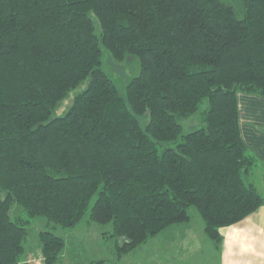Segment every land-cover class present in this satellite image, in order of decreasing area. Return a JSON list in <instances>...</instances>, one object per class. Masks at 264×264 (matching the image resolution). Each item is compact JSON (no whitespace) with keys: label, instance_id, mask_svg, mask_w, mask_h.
Here are the masks:
<instances>
[{"label":"trees","instance_id":"trees-1","mask_svg":"<svg viewBox=\"0 0 264 264\" xmlns=\"http://www.w3.org/2000/svg\"><path fill=\"white\" fill-rule=\"evenodd\" d=\"M103 49L139 61L125 94ZM240 94L264 98V0H0V264H59L49 230L27 261L32 220L72 228L89 211L119 259L191 208L221 243L264 207Z\"/></svg>","mask_w":264,"mask_h":264},{"label":"rangeland","instance_id":"rangeland-1","mask_svg":"<svg viewBox=\"0 0 264 264\" xmlns=\"http://www.w3.org/2000/svg\"><path fill=\"white\" fill-rule=\"evenodd\" d=\"M96 32L100 34L99 26ZM102 69L115 82L121 93L125 94L129 81L139 75L140 64L134 57L124 62H117L111 58L107 50L103 49ZM87 85L88 81L73 90L56 115H64L71 103V98L85 89ZM205 109H207V104H204L196 115L181 122L185 134L204 126L202 113ZM263 172L261 166L254 178L262 194H264ZM189 215L191 220L188 224L183 223L166 229L157 238L150 239L147 244L138 247L122 259L117 256L115 240L103 235L112 231V225L103 226L93 222L90 211L77 226L72 228H62L54 223L48 225L47 219L40 217L32 220L30 235L25 244L26 255L30 257L27 261L40 256L41 246L38 234L42 230H49L62 236L66 242L59 264H90L94 260H107L115 264H222V246L213 248L202 233H199L203 219L196 209L191 208ZM174 227L179 232L173 233ZM193 231L198 233L197 237L195 235L192 238ZM186 234L187 237H185ZM191 241L195 248L188 245ZM198 245H200L199 249H197Z\"/></svg>","mask_w":264,"mask_h":264},{"label":"crops","instance_id":"crops-1","mask_svg":"<svg viewBox=\"0 0 264 264\" xmlns=\"http://www.w3.org/2000/svg\"><path fill=\"white\" fill-rule=\"evenodd\" d=\"M239 108L243 139L246 145L258 156L264 167V98L240 94ZM262 183L264 184V172ZM200 228L201 232L199 233H202L213 248L222 246V264H264V207L242 222L223 229L221 231L223 240L218 245L206 236L204 222L201 223ZM177 232L179 231L174 227L173 233ZM197 234L193 231L191 233L192 238L195 235L197 237ZM188 245L191 248L194 247L193 241ZM199 247L200 245L197 249Z\"/></svg>","mask_w":264,"mask_h":264},{"label":"built area","instance_id":"built-area-1","mask_svg":"<svg viewBox=\"0 0 264 264\" xmlns=\"http://www.w3.org/2000/svg\"><path fill=\"white\" fill-rule=\"evenodd\" d=\"M35 260H38L39 262H42L43 259H42L41 256H39L38 259H35ZM30 261H31V260H30Z\"/></svg>","mask_w":264,"mask_h":264}]
</instances>
